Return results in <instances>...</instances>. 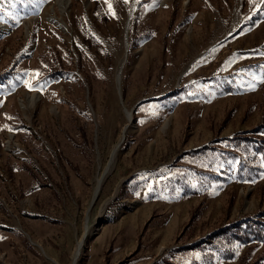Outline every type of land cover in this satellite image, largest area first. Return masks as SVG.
<instances>
[{"label": "rangeland", "instance_id": "obj_1", "mask_svg": "<svg viewBox=\"0 0 264 264\" xmlns=\"http://www.w3.org/2000/svg\"><path fill=\"white\" fill-rule=\"evenodd\" d=\"M0 24V264L256 262L264 229L205 241L264 227L261 0H0Z\"/></svg>", "mask_w": 264, "mask_h": 264}, {"label": "trees", "instance_id": "obj_2", "mask_svg": "<svg viewBox=\"0 0 264 264\" xmlns=\"http://www.w3.org/2000/svg\"><path fill=\"white\" fill-rule=\"evenodd\" d=\"M257 132L264 134V125H260L257 129ZM246 141H248V139L242 137L223 140L226 146H236L239 143L243 144L244 146ZM259 150H264V144H262V146L259 147ZM250 161H251L250 158L246 159L244 168L247 167ZM262 224L263 223L259 221H254V219L251 220V218L247 219L246 221H240L239 223H236L231 227L225 228L217 233L212 234L209 237V240L205 241V243L210 244L212 243V241H218L221 239L225 240L227 243H230L233 240H244L243 242H247V238H249V236H252V238L256 240L257 236L264 229ZM259 259L264 260V253L259 256V258L256 260L254 264H258Z\"/></svg>", "mask_w": 264, "mask_h": 264}, {"label": "bare ground", "instance_id": "obj_3", "mask_svg": "<svg viewBox=\"0 0 264 264\" xmlns=\"http://www.w3.org/2000/svg\"><path fill=\"white\" fill-rule=\"evenodd\" d=\"M58 1H60V0H58ZM5 30H6V27H5L4 25H1V24H0V36H2V33H3V31H5ZM186 56H187V55H186ZM186 56H183V55H182V58L180 59V63L183 61L184 57H186ZM178 60H179V59H178ZM28 99H29V101L32 103V102L34 101V99H33V95H29V96H28ZM79 245H80V244H79ZM79 245H78V248L80 247ZM78 250H79V249H78ZM78 250H77V251H78Z\"/></svg>", "mask_w": 264, "mask_h": 264}, {"label": "snow or ice", "instance_id": "obj_4", "mask_svg": "<svg viewBox=\"0 0 264 264\" xmlns=\"http://www.w3.org/2000/svg\"><path fill=\"white\" fill-rule=\"evenodd\" d=\"M106 2H107V0H106ZM261 2L264 3V0H261ZM258 7H259V6H258ZM109 10L112 11V10H111V5H110V4H109ZM112 15H115V13L112 12ZM26 87H28L29 90H34V88H35V86L32 85V84H26ZM10 130H11V129H10Z\"/></svg>", "mask_w": 264, "mask_h": 264}]
</instances>
